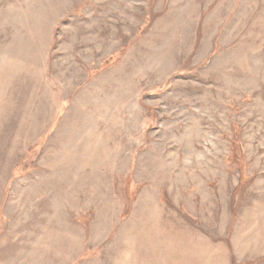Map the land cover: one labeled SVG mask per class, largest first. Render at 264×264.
Instances as JSON below:
<instances>
[{
  "label": "rangeland",
  "instance_id": "1",
  "mask_svg": "<svg viewBox=\"0 0 264 264\" xmlns=\"http://www.w3.org/2000/svg\"><path fill=\"white\" fill-rule=\"evenodd\" d=\"M0 264H264V0H0Z\"/></svg>",
  "mask_w": 264,
  "mask_h": 264
}]
</instances>
